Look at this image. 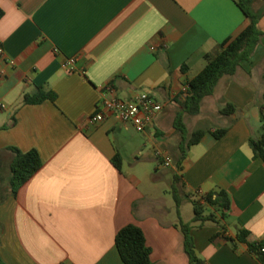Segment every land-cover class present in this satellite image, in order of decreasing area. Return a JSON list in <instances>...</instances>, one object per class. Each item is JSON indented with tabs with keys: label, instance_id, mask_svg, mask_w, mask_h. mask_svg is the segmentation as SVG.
I'll use <instances>...</instances> for the list:
<instances>
[{
	"label": "crops",
	"instance_id": "obj_1",
	"mask_svg": "<svg viewBox=\"0 0 264 264\" xmlns=\"http://www.w3.org/2000/svg\"><path fill=\"white\" fill-rule=\"evenodd\" d=\"M237 1L0 0L4 264H124L116 236L128 225L142 229L154 264H189L177 209L142 190L136 168L154 160L157 170H172V181L175 173L181 176L185 193L229 194L225 229L208 222L192 230L201 259L262 264L247 244L217 235L236 239L248 231L249 241L264 240V161L250 146L263 124L264 37L251 60L204 100L202 109L208 105L217 124L197 129L206 134L190 148L181 172L161 164L163 157L174 163L180 156L174 121L187 98V82L205 68L207 54L250 23ZM252 9L261 15L264 32V0H255ZM72 57L79 60L70 72L64 63ZM37 87L54 91L56 102L24 105L25 95ZM139 93L162 105L145 132L114 117L90 123L104 97L130 100ZM228 103L237 110L223 116L220 109ZM221 128L228 132L217 140L213 132ZM10 147L36 150L43 162L17 196L9 187ZM183 207L184 202L180 217L191 223L194 213L185 220Z\"/></svg>",
	"mask_w": 264,
	"mask_h": 264
},
{
	"label": "trees",
	"instance_id": "obj_2",
	"mask_svg": "<svg viewBox=\"0 0 264 264\" xmlns=\"http://www.w3.org/2000/svg\"><path fill=\"white\" fill-rule=\"evenodd\" d=\"M255 0H238L237 4L245 13L250 23L237 37L228 39L218 48L206 55L207 64L205 68L193 79L187 82L188 92L186 100L181 104L180 110L174 121V127L182 138L179 147L180 156L175 161L178 172L182 170V164L187 157L190 148L198 144L204 135L203 130L189 133L185 121L186 116L200 115L204 100L212 96L219 82L224 77L236 75L242 63L250 61L257 46L264 37V32L259 27L261 15L256 14L252 9ZM4 13L0 10V20ZM56 102L57 94L52 90L37 87L32 94L25 95L24 105H37L44 101ZM235 105L228 103L220 109L223 116H231L236 112ZM262 128L258 137H251L250 146L255 157L264 161V112L262 111ZM228 132V128L217 129L213 136L219 140ZM13 159L10 163L9 187L10 194L17 196L19 190L28 183L43 167L42 159L36 150L22 152L15 147L8 149ZM117 168H121L122 160L117 156L114 161ZM171 193L176 202L179 222L176 227L184 236V248L189 258V264H207L201 259L197 252L192 230L202 228L206 223L211 222L225 229L222 220L227 218L231 208V199L226 191H218L207 195L199 196L197 193H185L182 178L178 173L174 174ZM184 199L192 203L194 219L191 223L184 222L180 217V207ZM3 198L0 196V204ZM250 233L242 231L236 239L229 238L224 232L217 237H222L226 242L236 244L245 243L250 252L264 264V240L249 241ZM116 246L124 264H154L151 258L152 250L147 245L146 237L141 228L135 225H128L122 228L116 236ZM0 264H4L0 257Z\"/></svg>",
	"mask_w": 264,
	"mask_h": 264
},
{
	"label": "built area",
	"instance_id": "obj_3",
	"mask_svg": "<svg viewBox=\"0 0 264 264\" xmlns=\"http://www.w3.org/2000/svg\"><path fill=\"white\" fill-rule=\"evenodd\" d=\"M3 54L4 51L0 48V55ZM78 60V57L67 59L64 63L65 69L70 72L75 71ZM161 111L162 105L146 93H139L130 100L109 95L104 97L98 104L96 113L90 118V123L97 125L103 123L109 117H114L123 124L130 125L138 132L143 133ZM161 164L170 167L173 161L169 157H163Z\"/></svg>",
	"mask_w": 264,
	"mask_h": 264
},
{
	"label": "rangeland",
	"instance_id": "obj_4",
	"mask_svg": "<svg viewBox=\"0 0 264 264\" xmlns=\"http://www.w3.org/2000/svg\"><path fill=\"white\" fill-rule=\"evenodd\" d=\"M207 106L202 109L201 114L198 116H186L189 133L197 131L199 128H207L217 124V120L214 116L208 113ZM146 143L148 144L147 150H151L152 144L150 142ZM132 160H134L133 162H137L138 159L135 157ZM157 166L158 165L154 160L147 162V166L143 167V170L141 169L142 167H139L138 169L136 168L138 175L143 177L142 190L148 193L152 198L154 197L159 203L166 201L169 205H173L177 209L176 202L171 193L172 187L170 182L172 181V170L168 168L157 170ZM173 166H175V162L173 163ZM186 200L187 199L183 200V215L185 220H188V216H192L194 211L193 206Z\"/></svg>",
	"mask_w": 264,
	"mask_h": 264
}]
</instances>
